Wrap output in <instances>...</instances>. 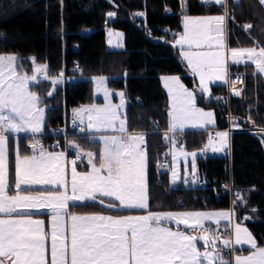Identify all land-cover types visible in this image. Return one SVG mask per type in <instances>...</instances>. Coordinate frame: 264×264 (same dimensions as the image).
Returning a JSON list of instances; mask_svg holds the SVG:
<instances>
[{"label": "snow or ice", "instance_id": "1", "mask_svg": "<svg viewBox=\"0 0 264 264\" xmlns=\"http://www.w3.org/2000/svg\"><path fill=\"white\" fill-rule=\"evenodd\" d=\"M259 2L264 5V0ZM202 3L223 6L225 11L219 16L193 18L185 15V34L177 43H187L190 48H207L206 51L185 52L183 55L193 74L200 79V90L208 92L207 81L227 78L226 46L219 37L224 32L222 25L226 23L228 12L227 0H202ZM112 15L114 13H109V16ZM250 27L245 25V29ZM228 51L233 64L251 62L257 73L264 74V47ZM19 67L15 55H0V264H232L222 255L223 250L216 246L219 237H197L179 229V225L183 224L187 229L206 232L202 223L204 220L215 219L219 224V220L227 219L230 213L149 212L147 215L81 216L67 212L69 201L84 200H99L108 208L148 207L146 153L141 148L144 136L128 133L125 122L120 118L123 93L119 94L122 101L119 106L109 102L102 108L92 106L74 110V117L81 123L84 121L83 114L87 113L88 130L120 133L98 137L103 144L98 160L92 152L84 153L89 158L91 171L78 172L76 160H73L69 181L65 154L47 152L38 143L33 144V155L21 158L17 154L16 191L10 194L5 133H38L42 131L44 117V109L40 107L42 101L30 89L31 82H39L38 76L21 74ZM34 71L48 79L46 66H39ZM103 80L99 78L98 83ZM168 80L165 87L173 100L169 112L170 132L185 124L204 126L214 122L211 112L196 108L193 92L185 88L179 78ZM51 83L58 85L61 80L53 78ZM109 97L105 90V99ZM217 136L226 141L228 133H217ZM165 139H168L167 133ZM72 147L77 146L73 144ZM180 154L188 155L183 150ZM79 156L78 152L77 159ZM191 156L192 172L195 174L196 154ZM173 159H176L175 154ZM172 175L175 180V168ZM34 185L42 186L41 191L48 194L25 195ZM42 207L51 208L50 233L45 231L42 220H34L29 215V210ZM161 221H174L177 229L163 226ZM234 235L236 244L247 243L252 249L249 255H237L234 264H264V247L257 245L247 229L236 225ZM49 236L50 248L46 246ZM198 241H203L206 248L211 245V250L202 252ZM223 243L227 248L231 241L225 239Z\"/></svg>", "mask_w": 264, "mask_h": 264}, {"label": "trees", "instance_id": "2", "mask_svg": "<svg viewBox=\"0 0 264 264\" xmlns=\"http://www.w3.org/2000/svg\"><path fill=\"white\" fill-rule=\"evenodd\" d=\"M184 5L181 11L179 0H0V55H15L23 74H31L33 66L40 65L46 66L48 77H59L62 73L69 78L64 89L56 87L51 95L48 94L51 85L47 82H39L32 88L47 106L45 132L62 124L64 108L70 112L92 103L91 79L106 78L109 89L124 92L129 100L128 130L145 134L147 140H157L155 148H148L146 183L151 199L165 206H171L177 197L185 194L168 192V174L157 168L160 135L168 130V98L161 78H179L193 92L197 107L214 113L215 129L226 126L219 104L207 101L199 92L195 77L174 46L176 36L181 32L183 15L219 16L224 13V7L201 4V0H185ZM227 12L229 49L264 47V9L251 0H227ZM109 13L114 15L109 16ZM245 25L251 27L245 29ZM106 28L123 34L124 50L107 49ZM73 63L81 68V75L68 71ZM232 72L243 81L241 92L231 97L232 122L243 127H264L263 80L248 65ZM223 91L224 87L210 89L211 93ZM152 131L159 134H152ZM188 138L191 147L196 140L186 136ZM76 140L85 150H96L95 144L88 139ZM263 140V135L241 138L239 145L249 154L243 156V162L236 160L241 162L239 166L235 164L236 169L238 166L241 170L264 171ZM201 165L206 174L212 176L221 172L222 158L211 155ZM12 170L11 165V182ZM236 175L243 179L242 175ZM244 182L249 187L255 185L247 179ZM261 189L259 197L264 193V188ZM255 199H247L244 209L255 218V230L264 231V217L260 215L258 201L253 203ZM71 211L80 215L124 214L110 211L98 203L72 206Z\"/></svg>", "mask_w": 264, "mask_h": 264}, {"label": "built area", "instance_id": "3", "mask_svg": "<svg viewBox=\"0 0 264 264\" xmlns=\"http://www.w3.org/2000/svg\"><path fill=\"white\" fill-rule=\"evenodd\" d=\"M255 5L261 9H264L259 0H251ZM70 73L81 75V68L73 63L68 69ZM42 76V74H40ZM242 78L238 75L231 76L229 81L224 86L223 92L210 93L206 97L207 101H212L219 104L221 111L225 115L226 126L223 129H211L204 131L202 134L205 138L199 143V149L202 156L199 159V165L197 166L195 174H191L188 177H183L175 185L167 187V191L183 192L185 196H179L175 199L174 204L178 208H191L203 212L226 210L230 213V222L226 227L218 225H206L204 228L206 232L197 230L199 236L201 235H215L219 237L216 241H224L228 239L231 241L229 247L225 248L224 243L221 246L222 255L228 261L232 262L235 249L233 245V223L236 215L237 207L241 203L244 193L248 194L252 191L253 187L238 186L233 180L232 169V156H233V141L236 135H242L243 137L251 136L258 138L260 135L264 136V127H243L241 125L234 124L231 119V97L232 92L239 94L242 89ZM85 127L78 123L73 114L67 112L64 108L63 122L61 125L52 127L48 132L41 137L49 141H39L38 145L42 146L47 152L61 151L65 154L68 162L76 160V165H84L87 163V157L80 154L77 159L78 153L69 148L68 141L70 139L87 138L90 136L85 131L81 132L80 129ZM228 133L226 155L224 157V171L218 172L215 175L208 176L205 169L202 168V162L207 161L211 154L209 152V145L216 140L217 133ZM152 134H159L156 131H152ZM170 134V133H168ZM160 151L158 153L157 168L159 171L166 172L168 174L170 168V149L171 144L168 140H161ZM261 154L264 158V140L262 141ZM159 181H157L158 183ZM245 194V195H246ZM242 198V199H241ZM226 205L224 206V204Z\"/></svg>", "mask_w": 264, "mask_h": 264}, {"label": "rangeland", "instance_id": "4", "mask_svg": "<svg viewBox=\"0 0 264 264\" xmlns=\"http://www.w3.org/2000/svg\"><path fill=\"white\" fill-rule=\"evenodd\" d=\"M201 2H202V0H201ZM224 11H225V8H224ZM226 20H227V18H226ZM182 23H183V31H184V34H185L184 18H183V22ZM105 34H106V46H107L108 50H110V51H122V50H124V38H123V34L121 32L115 31V30L110 29V28H106L105 29ZM179 39H181V38H179ZM174 46L178 47L179 44L177 42L176 43L174 42ZM185 46L187 47L188 44H186ZM195 50H196L195 52L206 51L207 48L206 47L202 48V49H197L196 48ZM39 66L40 65H34L32 73L31 74H27V75L31 76L33 74H36L38 76V81L39 82H47V83H49L51 85V91H50L51 93L57 86H62V85H64L65 81H69V78L65 77L64 80L62 78H60L61 83H59L58 85H53L51 83V81H52L53 78H57V77H48V79H44L43 77H39V74L35 73V71H34L35 68H37ZM21 74H23V73H21ZM99 78H104V77H93L91 79L92 80V90H93V101H92V103L84 105V106H81V107H79V108H77L75 110H79L82 107H92V106H96V107H101L102 108V107H105V105L107 103H109V102L112 105H116V106L121 105L122 101H121V97H120L119 94L123 93V92L109 89V87L107 86L106 78H104L102 83H98ZM39 82H31L30 83V89L32 90V88L37 86ZM105 90L110 94V97H109L108 100L105 99ZM166 90H168V88H166ZM198 90H199V86H198ZM210 93H211L210 91L204 92V97H208L210 95ZM41 101H42V99H41ZM172 101L168 98V109L170 111H171V106H172V103H173ZM40 107H42L44 109V117H43L42 131H40L38 133H34L37 137L38 136H43L46 133L45 130H44V122H45L44 120H45V111H46L47 106L45 104H43V102H42ZM201 110L203 112H211L213 114V121L214 122L213 123H205L204 126L185 124L183 127H177V129L174 132H188V133H192V132H195V127L196 128H204L206 126H213L214 127L216 125V119H215L214 113L211 110H204V109H201ZM125 111H126V102H125V97H124V94H123V106L119 108V115H120V118L125 122V126H126ZM70 113L74 115V110L70 111ZM83 115H84L83 123H81L78 118H76V119H77L79 124H81L85 128H87V125H88L87 113H84ZM117 124H119V121L117 122ZM91 131L93 132L94 130H88L87 129V132H91ZM115 132H119V131L109 130V131H107L105 133H100V134L101 135L103 134V135L112 136V135L115 134ZM23 133H25V132H23ZM12 134H14V133L13 132L5 133V137H6V158H7V160H6V163H7V183H8V186H9L8 187V192H10L15 187V161H16V158H17V154H19V156L21 158H23L24 156H31L34 153V150L31 147L30 150L33 151V153L32 154L27 153V154L23 155L22 154L23 153V149L19 146V142L17 140H11L10 139L11 137H13ZM15 134H17V133H15ZM236 137H237V139H236L235 143H233V148H234L233 152L234 153H233V156H232V169H233L232 175H233V180H234L235 184L238 185V186H244L245 187V186H247L246 185L247 182H244V181L247 179L248 183L255 184L254 186H252L254 189H256L255 187H257V189L258 188L259 189L264 188V171L257 170V169L256 170L251 169V170L247 171V170H241V169L238 170V169L235 168V164L236 163L237 164H241V162L244 161L243 160L244 159L243 156H247V154H249L248 150L244 149V147L242 148L241 145H239V143L241 141V138H244V137L242 135H236ZM68 143H69L68 144L69 148L75 150L77 153L79 152L80 154L85 155L84 153L89 152V151L85 150L81 145H79L77 140L74 139V138L70 139L68 141ZM73 144H75L77 147H75V148L72 147ZM193 144L194 143H192V145ZM156 145H157V140L156 139H149L148 143L146 141H144L141 144V148H143L145 153H146V168H147L148 148L149 147L155 148ZM180 145H181L180 143H176V148H178V150L174 149L175 147H173L174 150H172V152H171V163H172L171 172L172 173H173V168H175L176 172H178L179 169H180V165L181 164H185V163L192 164V160H193V157L191 156L192 153L196 154V156H195L196 168L200 164L199 163V159L202 156V153H201L200 149H197V146H199V144L197 142L192 146V148L196 147L195 149L186 150V149L182 148L183 152L188 154L187 156H184V155L180 154V152H181ZM208 148H209L210 152L214 156L222 158V169H221V171H224V161H223L224 159L223 158L226 155L227 140L225 141L221 137L216 136L215 142L211 143ZM236 149H237V151H236ZM234 150L236 151V154H235ZM60 152L61 151L52 152V153H60ZM174 154L176 156L175 160L173 159ZM236 160L237 161H241V162H236ZM10 162H12V163H10ZM11 165L13 166L12 182H11V178H10V175H11L10 174L11 173L10 172V166ZM235 172L240 174V175H242L243 179L241 178V180H240V178H237V175H236ZM257 185H259V186H257ZM245 194L246 193L243 194L244 197H245ZM256 201H258V207H259L260 215L262 217H264V193L262 194L261 197L258 196ZM124 210H126V209H124ZM196 212L209 213V214L228 213L226 210L210 211V212L196 211ZM164 222L168 223L170 226L172 224L173 225V230L177 229V225L175 224L174 221H164ZM229 222H230V216L227 219H220L219 220V224L216 223L215 219L204 220L202 223H203L204 226H206V225H218L219 226V225L228 224ZM233 225H234V227L236 225H239L242 228L246 227L245 229H247V231H250V230L254 231L255 233H253V232L251 233L250 232L251 236L255 239V241H256L255 237L257 236L259 238L258 240L263 244L262 247H264V237H262L261 232L255 231L254 229H250L248 227V225L246 223H244L240 217L239 218H235L234 217ZM164 226H166V225H164ZM166 227H169V226H166ZM179 229L180 230H184L185 232H190L191 231V229L185 228V226L183 224L179 225ZM233 235H234V233H233ZM49 242H50V240L48 239L46 241V246H48ZM256 243H257V241H256ZM222 244H223V241H219V242L216 241L217 248L221 249ZM198 248L203 252V251L211 250V245H209L206 248L205 245L198 244ZM242 248L243 249L244 248H249V251L244 252L243 249L238 248L237 245H236L234 247V249L236 251H235V254L233 255L232 264H234V259H235V257L237 255L246 256V255H249L251 253V251H252L250 245L247 244V243H243L242 244Z\"/></svg>", "mask_w": 264, "mask_h": 264}, {"label": "crops", "instance_id": "5", "mask_svg": "<svg viewBox=\"0 0 264 264\" xmlns=\"http://www.w3.org/2000/svg\"><path fill=\"white\" fill-rule=\"evenodd\" d=\"M179 3H180V9H181V11L184 10L185 7H182V3L184 4L185 3V0H179ZM184 17H185V15H183L182 18H181V32L176 36L175 43L180 40L179 38H181L182 35H184L183 23H182ZM197 17H206V16H197ZM193 18H196V17H193ZM222 27L224 28V32L220 35L219 39H221L225 43V46H226V48H225L224 51H225V56H226L227 78L225 80L213 79V80L207 81L206 83H207V87H208L209 91H210V89L212 87H224L225 84L229 81V78L231 76H234L235 75L232 71L234 69L239 68L240 66H245V65H248V66L252 67L254 73L257 76H259L263 80V82H264V74L257 73L256 72V69H255V65L252 64L251 62H248V63H240V64H233L231 62V56H230V52L228 51L229 48L227 46V38H226L227 29H226V23L224 25H222ZM186 44L185 43H181V44H179L178 47L176 46V48L179 50V54H180V57H181L183 63L186 65V67L188 68V70L193 74L191 68L188 66V61L184 58V55L183 54L185 52H195L196 51L195 50L196 48L195 47H191L190 48L189 45L186 47L185 46ZM193 76L196 79L197 86H199V92L201 94H204V92L200 90V79H199V77L196 76L195 74H193ZM39 77H43V74H42V76H40V74H39ZM171 77H175V76L162 77L161 78V85H162V88H163V90H164L167 98H169L172 101V99H171L172 97H171V95L169 93V90H166L167 87H165L166 80H168V78H171ZM59 78H62L64 80L65 76H63V75L61 76L60 75ZM66 82L67 81L64 82V85L57 86V87H62L64 89V87L66 85ZM168 82L170 83V80H168ZM180 83L183 84L181 81H180ZM53 91H52V93H53ZM189 91H191V90H189ZM123 94H124V92H123ZM124 97H125V102H126L125 120H126V129H127V132L130 133V134H133V135H143L144 136V141H146L148 143V140L146 139L145 134L133 133V132H130L128 130V126H127V110H128V107L130 106V103H129V100L126 97L125 94H124ZM205 99H206V97H205ZM195 106H196V108L200 109L199 107H197L196 104H195ZM169 112H170V110L168 109L167 110L168 127H169L170 121H171V118L169 117ZM211 129H215V126L214 127L213 126H206L204 128H196L195 127V132H192V133H188V132H170L169 131V128H168L167 131L161 133V135H160V142H161V140H168L170 142V144H171V149H170V168H169V171H168V185L169 186H173L178 181H180L181 178L188 177L189 175L193 174V172H192V164H190V163L181 164L180 165V169L177 172V178L175 180H173V175H172V172H171V169H172L171 152L174 149H177L178 150V148H176V143H180L181 144L180 145L181 150H182V148L183 149H186V150L195 149L196 147H194V148H192V146L190 147V144H191L190 141H191V139H189V138L186 139V136H190V138H195L196 142L199 144L205 138V136L202 133L204 131L211 130ZM85 130L87 132V128H85ZM87 133L90 134V136L87 137L86 139H88L90 143H93L96 146V150L95 151H92L91 150L89 152H92L93 154H95V156H96V158L98 160L99 159V156H100V153L103 150V144L98 139V137L101 134L100 133H97L95 131H93V132L91 131V132H87ZM165 133H167L168 139H165ZM168 133H170V134H168ZM114 135H120V133L119 132H115ZM12 136L13 137L10 138L11 140H17L18 142H19L20 139L23 140V142H24V149H23V153H22L23 155L24 154H27V153L32 154L33 151H31L30 148L32 147L33 144L39 143V141H41V137H42V136H38L37 137L34 133H31V132H25V133L21 132V133H17V134L14 133V134H12ZM236 139H237V137H235L234 140L236 141ZM23 142H19V146L21 148L23 146ZM173 147H175V148L173 149ZM197 149H199V146H197ZM209 152H210V150H209ZM210 154L213 155L211 152H210ZM87 160H88V157H87ZM65 161H66V171L68 173V177H69V181H70L72 163L68 162V160L66 159V157H65ZM15 165H16V161H15ZM195 166H196V164H195ZM238 166H237V169L238 170L241 169V168H238ZM90 167H91V165L88 163V161L84 165H76V169H77L78 172L91 171V168ZM146 176H147V168H146ZM15 182H16V176H15ZM146 185H147V183H146ZM22 187H24V186L22 185ZM43 187H47V186H43ZM41 188H42V186H40V185H34L32 187V190L31 191H26L24 194L25 195H34V196H36V195H42V194L47 195L48 193L42 192L41 191ZM255 188L256 189L252 188V191L250 193H248L247 195H245V197H243L241 203L239 204V207L237 208L236 215H235V218H239L240 217L242 219V221L244 223H246L250 229H254V230H255V228L253 227V223L255 222V218H253L252 214L249 213L248 210H245L244 207H245V203L247 202V199H250L252 197H255L257 199L256 195L258 196V193H261L262 189H259V188L257 189V187H255ZM15 191H16V189L14 187L9 193L10 194H13ZM103 199L107 200L108 198H103ZM255 200H254L253 203L257 202ZM85 203H98L100 206H102V207H104V208H106V209H108L110 211H114V212H124V214H101V213H98L97 215L125 216V215H147L149 212H151V213H183V212H196V211H199V210H195V209H191V208H178L177 206H175L174 203L171 206H165L163 204L154 202L151 199V197L149 195V192H148V188H147V204H148V207L146 209H126V210H124V209H120V208H108L104 204H101L99 202V200H97V201L84 200V201H69L68 202L67 212H69L70 214H74V215H80V214L73 213L71 211V207L72 206H76V205H83ZM29 215L34 220H42L44 222L45 231L48 232V233L51 232V220H52L51 208H49V207H42L39 210H37V209H31V210H29ZM85 215H92V214H85ZM81 216H84V215H81ZM161 224L163 226L164 225L169 226V227H171L173 229V225L172 224L170 226L168 223H166L164 221H161ZM227 225L228 224H224V225H220V226L226 227ZM234 229H235V227L233 225V233H234ZM255 231H258V230H255ZM250 232L251 233L252 232L255 233L252 230L248 231V233H250ZM258 232H261L262 237H264V231L261 230V231H258ZM190 234L199 237V233H198L197 230H191L190 231ZM255 238H256V241H257V245L259 247H262L263 244L258 240L259 238L257 236ZM49 240H50V236H49ZM198 244L204 245L203 241H198ZM233 245H234V247L237 245L238 248L243 249L242 248V244H236L235 243V235H233ZM48 247L50 248V242L48 243ZM243 251L244 252H247V251H249V248H244Z\"/></svg>", "mask_w": 264, "mask_h": 264}, {"label": "water", "instance_id": "6", "mask_svg": "<svg viewBox=\"0 0 264 264\" xmlns=\"http://www.w3.org/2000/svg\"><path fill=\"white\" fill-rule=\"evenodd\" d=\"M201 4H203L202 2H201ZM236 95V93L235 92H232V96H235Z\"/></svg>", "mask_w": 264, "mask_h": 264}]
</instances>
